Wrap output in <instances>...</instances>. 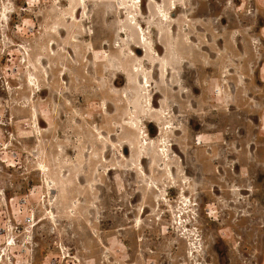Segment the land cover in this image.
<instances>
[{"label": "rangeland", "instance_id": "obj_1", "mask_svg": "<svg viewBox=\"0 0 264 264\" xmlns=\"http://www.w3.org/2000/svg\"><path fill=\"white\" fill-rule=\"evenodd\" d=\"M137 1L0 0V264H264V0Z\"/></svg>", "mask_w": 264, "mask_h": 264}, {"label": "bare ground", "instance_id": "obj_2", "mask_svg": "<svg viewBox=\"0 0 264 264\" xmlns=\"http://www.w3.org/2000/svg\"><path fill=\"white\" fill-rule=\"evenodd\" d=\"M84 1V0H83ZM127 1H129V0H127ZM131 1V0H130ZM137 1V0H136ZM138 1H141V0H138ZM137 1V2H138ZM132 2H133V0H132ZM172 2V1H171ZM173 3V2H172ZM176 4V3H175ZM138 6V5H137ZM172 6V5H171ZM173 8H175V6L173 5L172 6ZM162 14V13H161ZM135 19V18H134ZM164 19H165V16H164ZM133 23V22H132ZM140 29H141V27H139ZM142 32V31H141ZM146 39V38H145ZM148 42H150V41H148ZM152 45V44H151ZM168 45V44H167ZM157 54V53H156ZM177 55V54H176ZM162 62H164V61H162ZM170 63H172V62H170ZM164 69H166V68H164ZM41 112V111H40ZM48 112V111H47ZM43 116V115H42ZM32 124V123H31ZM32 127V126H31ZM34 128H32V129H30V130H33ZM165 146H166V144H165ZM163 149V148H162ZM165 149V148H164ZM169 157V156H168ZM47 184H49V183H47ZM188 200V199H187ZM189 208V207H188ZM188 212V211H187ZM180 215V214H179ZM179 220H180V218H179ZM187 223V222H186ZM188 233V232H187ZM191 237V236H190Z\"/></svg>", "mask_w": 264, "mask_h": 264}]
</instances>
